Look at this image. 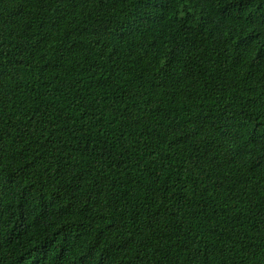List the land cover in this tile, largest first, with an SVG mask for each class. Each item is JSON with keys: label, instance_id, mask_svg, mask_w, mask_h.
<instances>
[{"label": "trees", "instance_id": "1", "mask_svg": "<svg viewBox=\"0 0 264 264\" xmlns=\"http://www.w3.org/2000/svg\"><path fill=\"white\" fill-rule=\"evenodd\" d=\"M0 264H264V0H0Z\"/></svg>", "mask_w": 264, "mask_h": 264}]
</instances>
